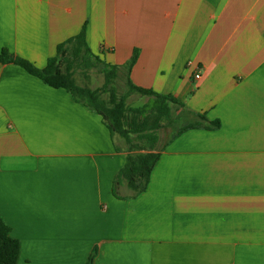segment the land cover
Wrapping results in <instances>:
<instances>
[{"label": "crops", "instance_id": "0c3cea01", "mask_svg": "<svg viewBox=\"0 0 264 264\" xmlns=\"http://www.w3.org/2000/svg\"><path fill=\"white\" fill-rule=\"evenodd\" d=\"M83 27L105 64L137 50L131 83L181 101L184 125L219 126L158 142L133 195L114 179L146 151L0 63V218L16 264H264V0H0V53L39 69Z\"/></svg>", "mask_w": 264, "mask_h": 264}, {"label": "trees", "instance_id": "16d2710c", "mask_svg": "<svg viewBox=\"0 0 264 264\" xmlns=\"http://www.w3.org/2000/svg\"><path fill=\"white\" fill-rule=\"evenodd\" d=\"M137 57L138 52L135 50L124 65L105 64L88 48L84 27L77 36L59 44L55 55L47 60L42 69L36 68L27 60L9 55L6 50L0 53L1 64L13 63L21 67L49 87L65 90L76 102L98 114L110 134L122 138L129 145V151H146L129 153L123 168L114 179V187L120 181H125L133 195L142 192L147 186L152 169L160 156L159 152H154L155 145L159 142V131L173 123V107L184 108V104L173 96L157 94L131 83L129 74ZM97 67L104 78L101 88L91 90L76 83L74 74L77 68L89 70ZM121 74L126 76L128 92L117 96L115 84ZM130 93L147 97L148 101L140 107H128L126 99ZM104 94H107L106 99L102 97ZM197 117L200 122L182 126L167 143L190 129H211L219 126L217 121L210 122L204 115L198 114ZM18 254L19 243L11 237L9 227L0 218V264H16ZM93 258L94 254L89 257L87 264H92Z\"/></svg>", "mask_w": 264, "mask_h": 264}, {"label": "rangeland", "instance_id": "374dc122", "mask_svg": "<svg viewBox=\"0 0 264 264\" xmlns=\"http://www.w3.org/2000/svg\"><path fill=\"white\" fill-rule=\"evenodd\" d=\"M75 81L80 86H86L91 90L99 89L102 87L104 83L103 75L100 71V68H93L86 70L84 68H77L74 74ZM116 94L117 96H121L126 94V76L125 74H121L119 78L116 80ZM104 99L107 98V94L102 96ZM148 101L147 97L140 96L136 93H130L126 99V105L128 107H140ZM173 123L170 126H166V128L161 129L159 131V147L163 146L171 136H173L186 122L180 116H176L175 111L173 110ZM119 137L116 136V139ZM121 141H123L121 139ZM124 142V141H123ZM125 143V142H124ZM126 145V143H125Z\"/></svg>", "mask_w": 264, "mask_h": 264}, {"label": "built area", "instance_id": "2783aa9c", "mask_svg": "<svg viewBox=\"0 0 264 264\" xmlns=\"http://www.w3.org/2000/svg\"><path fill=\"white\" fill-rule=\"evenodd\" d=\"M200 75L198 73H196V75L194 76L195 79H199Z\"/></svg>", "mask_w": 264, "mask_h": 264}]
</instances>
